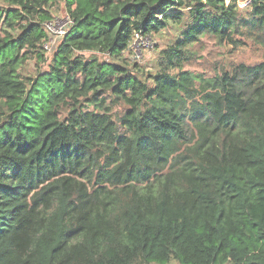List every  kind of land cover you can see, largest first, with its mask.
<instances>
[{
	"label": "trees",
	"instance_id": "16d2710c",
	"mask_svg": "<svg viewBox=\"0 0 264 264\" xmlns=\"http://www.w3.org/2000/svg\"><path fill=\"white\" fill-rule=\"evenodd\" d=\"M237 1L0 0V264H264V58L184 69L207 36L264 55ZM162 33L146 75L126 54Z\"/></svg>",
	"mask_w": 264,
	"mask_h": 264
},
{
	"label": "rangeland",
	"instance_id": "374dc122",
	"mask_svg": "<svg viewBox=\"0 0 264 264\" xmlns=\"http://www.w3.org/2000/svg\"><path fill=\"white\" fill-rule=\"evenodd\" d=\"M229 1L230 0H226L227 3H229ZM237 4L243 12L246 11L247 0H238ZM54 10H56V12L53 20L58 21L56 27L62 25L61 29H54L59 33L61 30H66L68 27V24L64 25L65 21L67 22V16L65 15L62 3H57ZM53 38L52 43H54V45L56 40L59 41L61 39L58 35H54ZM171 39H173V36L168 33L147 37V40H151V47H143L148 46V43L141 45V47L137 46V44H133L131 49L132 53L126 54V57L134 61L144 74L154 73L157 68L158 52L163 48L166 42H170ZM136 41L139 40L137 39ZM236 41H238L236 45L229 43L219 44L211 37H202L201 40L193 46L192 51L194 56L190 62L184 66V69L202 74L203 77L208 78L217 73L219 74L222 70H230L237 64L253 65L263 60V49L258 44H254L253 41L241 37L236 38ZM96 56L100 59H106L105 55L96 54ZM134 57H137V59ZM40 67L42 69L46 68L45 65H41ZM38 70L39 68L34 66L32 61L27 63L24 67V73L31 76H36ZM143 76L145 77V75ZM170 264L176 263L172 262Z\"/></svg>",
	"mask_w": 264,
	"mask_h": 264
},
{
	"label": "built area",
	"instance_id": "2783aa9c",
	"mask_svg": "<svg viewBox=\"0 0 264 264\" xmlns=\"http://www.w3.org/2000/svg\"><path fill=\"white\" fill-rule=\"evenodd\" d=\"M58 21L57 20H51V21H49V22H46V23H44V29H45V31L48 33V34H50L51 35V40H50V42L49 43H47V44H44L43 45V48H44V50H45V52L47 53V54H49V52H50V50H52L53 49V47L55 46L54 45V43H52V39H54L53 38V36L54 35H58V36H60V37H62L64 34H65V32H66V30H61L59 33L56 31V30H54V29H61L62 27V25L61 26H59V27H56V23H57ZM70 23H72L71 21H70V19L67 17V22L65 21V23H64V25H66V24H70ZM58 33V34H57ZM139 40V41H136V40ZM148 41V42H147ZM56 42H57V40L55 41V44H56ZM145 43H148V46H143V47H151V45H150V43H151V40H147V37H143V36H141V35H135V39H134V42L132 43V45L133 44H137V46H139V47H141V45H145ZM132 45H131V48H132ZM135 46V45H134ZM135 59H137V57H134Z\"/></svg>",
	"mask_w": 264,
	"mask_h": 264
}]
</instances>
